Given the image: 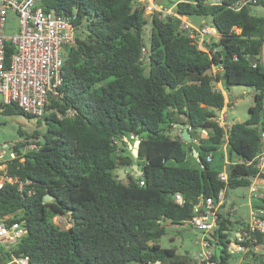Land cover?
I'll use <instances>...</instances> for the list:
<instances>
[{
  "label": "trees",
  "instance_id": "1",
  "mask_svg": "<svg viewBox=\"0 0 264 264\" xmlns=\"http://www.w3.org/2000/svg\"><path fill=\"white\" fill-rule=\"evenodd\" d=\"M139 1H40L47 11L75 16L77 35L65 49L63 84L46 114L34 116L16 104L1 107L41 121L30 133L19 129L24 139L15 145L17 156L8 168L23 190L18 183L0 190V219L9 215V226L28 229L10 250L0 249V261L28 255L31 264H191L176 246L163 247L160 238L169 223L191 222L201 198L217 203L223 188L225 201L209 233L214 258L235 264L240 257L227 251L230 232L235 225L238 231L247 228L249 220L233 217L235 199L231 209L227 205L231 189L249 188L260 172L264 14L254 8L264 0L240 10L233 8L237 0H176L177 15L166 16L157 10L148 14L149 3ZM181 17L209 19L219 40L200 47L181 27ZM6 53L7 59L15 53L10 40ZM251 55L260 60L252 63ZM210 67L214 74H205ZM217 83L255 89L249 117L227 131L215 120L226 102ZM181 124L194 127L198 143L180 131L170 134ZM202 129L204 136L198 134ZM137 136L135 157L127 143ZM134 164L144 173L120 179L119 169ZM225 168L226 183L219 178ZM177 192L183 205L174 199ZM46 195L53 198L47 201ZM252 207L264 217V196L254 197ZM58 215L67 218L68 228L55 222ZM252 237L239 264H264V233Z\"/></svg>",
  "mask_w": 264,
  "mask_h": 264
},
{
  "label": "built area",
  "instance_id": "2",
  "mask_svg": "<svg viewBox=\"0 0 264 264\" xmlns=\"http://www.w3.org/2000/svg\"><path fill=\"white\" fill-rule=\"evenodd\" d=\"M40 1L0 0V108L4 105L16 104L23 111L34 116L46 114L51 97L59 94L64 80V52L67 46L75 43L77 35L75 16L47 11L40 5ZM254 1L256 0H237L233 8L240 10ZM147 7L153 10L151 13L156 10L161 12V16L177 15L172 8L159 7L155 4H148ZM181 20V27L191 34L200 47H204L207 43L206 35L216 31L209 24L198 26L188 18L181 17ZM9 40L15 46V53L7 59L6 43ZM146 50L144 47V54ZM216 88L223 92L218 86ZM233 104L231 100H226L225 105L217 111L215 116V120L225 131L232 125L228 110L233 108ZM186 128L191 134L194 131L192 125L188 124ZM180 132H183V128ZM206 133V129H202L199 135L204 136ZM261 137L263 149L256 157V166L260 172L251 179L249 187L251 197L264 196L261 192V186L264 185V177H262L264 174V130ZM190 140L198 143L200 137L192 136ZM19 141L12 145L9 142H0V190L7 183H18L19 188L23 190V182L17 177H11L8 173L10 162L17 156L14 147ZM27 147V145L24 146V152ZM228 162L226 159V163ZM219 178L225 183L228 182L226 168L219 173ZM141 184H144L143 180ZM225 192V188L219 192L217 203L213 197L201 198L194 207L195 215L191 223L203 232V236L197 240L201 250L196 257V264H219L214 258L216 250L209 233L217 226L218 209L225 201ZM174 199L180 205L184 204V197L180 192L175 194ZM261 213V210L251 208L248 227L241 228L232 237L227 245L228 253L242 256L250 248L246 242L253 240L252 234L264 233V217ZM56 217L62 218V215ZM56 217L54 220L57 223ZM7 218L9 215L0 219V249L4 247V250H10L28 232L26 226H9L6 222ZM0 264H31V261L30 256L24 255L8 261H0ZM235 264L239 263L235 262Z\"/></svg>",
  "mask_w": 264,
  "mask_h": 264
},
{
  "label": "rangeland",
  "instance_id": "3",
  "mask_svg": "<svg viewBox=\"0 0 264 264\" xmlns=\"http://www.w3.org/2000/svg\"><path fill=\"white\" fill-rule=\"evenodd\" d=\"M152 1V0H151ZM158 0L155 1L156 5H159ZM169 0H164L165 3H169ZM142 4H145L147 0L139 1ZM158 2V3H157ZM150 4V2H147ZM153 10L147 7L146 12L148 14H152ZM254 11L257 14H264V6L257 5L254 8ZM193 21L199 20L198 17L191 18ZM208 24L210 22L208 21ZM150 32H151V25L150 23L147 24L144 37L146 43H149L150 39ZM217 37H215L216 39ZM225 88V94L228 96L232 101H234L233 108L228 110L229 121L231 124L238 121L246 120L250 115V107L254 103V95L255 89L252 86L240 85V84H226L222 83ZM41 121L40 117H32L28 118L24 115L20 114H8L0 111V142L5 143L9 142L10 145L15 144L19 140H23L24 136L19 134V129L22 128L25 132H32L35 128H38L39 122ZM179 127L177 126L173 128L170 132L172 136H175L178 132ZM39 129H43L42 127ZM199 134V133H198ZM128 141V140H127ZM128 147L131 149L130 144H134V142L128 141ZM11 149V148H9ZM132 171V169L130 170ZM123 179L128 180L127 174ZM261 192L264 193V185L261 186ZM234 194H238L241 196V201H237L234 197ZM254 197H251L249 188L245 187H238L231 189L229 198H228V205L227 209H231V203L233 199L236 200L235 211L233 217H242L244 220L248 221L250 217V209H251V201ZM58 218L57 223L61 225L63 228H68L70 223L68 222L65 216L56 217ZM234 231L231 232V236L234 237L238 231V226L235 225L233 227ZM203 236V232L196 228L191 222H185L183 224H172L169 223L167 226V233L160 238V244L163 247H172L176 246L178 253L181 255H185L191 261V264H194L196 261V257L201 250V245L197 243ZM2 247V246H1ZM4 248V247H2ZM236 263L242 262V256L236 259Z\"/></svg>",
  "mask_w": 264,
  "mask_h": 264
},
{
  "label": "water",
  "instance_id": "4",
  "mask_svg": "<svg viewBox=\"0 0 264 264\" xmlns=\"http://www.w3.org/2000/svg\"><path fill=\"white\" fill-rule=\"evenodd\" d=\"M222 54H223V57L226 58L227 50H223ZM249 60L252 63H257L260 59L257 56L251 55V56H249ZM205 74L213 75L214 74V68L213 67H210L205 72ZM3 110H4V108H0V111L1 112H3ZM180 126H181V128H183V133H182L183 138L186 139V140H190L192 138L191 132L188 131V129L186 128V125L181 124ZM130 147L132 149L133 155L135 157H138L139 156V151H140V139H139V136H137L134 144H131ZM195 156H198V152L196 150H195ZM199 160L201 161V159H199ZM119 172H120V179H123V177H125L126 174H127V171L125 170V168L119 169ZM131 173L134 174L135 176H140V175H142L144 173V170L140 169L138 164H134L132 166ZM52 198H53L52 195H46V197H45V199L47 201L48 200H51ZM157 264H159V262H157Z\"/></svg>",
  "mask_w": 264,
  "mask_h": 264
},
{
  "label": "crops",
  "instance_id": "5",
  "mask_svg": "<svg viewBox=\"0 0 264 264\" xmlns=\"http://www.w3.org/2000/svg\"><path fill=\"white\" fill-rule=\"evenodd\" d=\"M141 1V0H140ZM144 1V0H143ZM155 1H158V0H155ZM172 1H175L174 3H172ZM147 2H150V4H155L156 5V3H154V0H147ZM169 3L167 4V3H165L164 2V0H162V1H159V7H161V6H163V7H167V8H172V9H174V6H175V4H176V0H169L168 1ZM158 3V2H157ZM260 5H262V4H260ZM189 19V18H188ZM190 20V19H189ZM193 24H195V25H198V26H200L199 25V23L201 22V23H204V24H207L208 23V21H209V19H205V18H203V19H200V20H197L196 22L195 21H193V20H190ZM215 37H217L216 39H215ZM206 41L208 42V43H214L215 41H218L219 40V34H218V32H217V30L213 33V34H208V35H206ZM262 63H263V65H264V47H263V53H262ZM216 86H218L220 89H222L223 90V92L225 93V88H224V86H223V84L222 83H217L216 84ZM225 96H226V94H225ZM226 100H231L228 96H226ZM232 101V100H231ZM233 103H234V101H232ZM254 103H255V98H254ZM253 103V104H254ZM180 131V128L178 129V132ZM131 145V144H130ZM131 169H129L128 171H127V173L128 172H131L130 171ZM234 197H235V199L239 202V201H241V196L240 195H238V194H234ZM251 206H252V201H251V204H250ZM237 206V205H236ZM234 208H236V207H234ZM194 264H196V261H194Z\"/></svg>",
  "mask_w": 264,
  "mask_h": 264
}]
</instances>
